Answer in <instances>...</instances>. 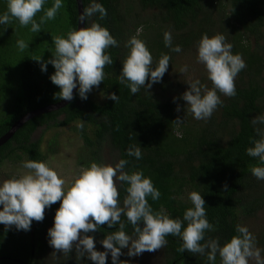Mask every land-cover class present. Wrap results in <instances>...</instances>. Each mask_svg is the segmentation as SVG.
<instances>
[{"label":"trees","instance_id":"1","mask_svg":"<svg viewBox=\"0 0 264 264\" xmlns=\"http://www.w3.org/2000/svg\"><path fill=\"white\" fill-rule=\"evenodd\" d=\"M125 1L95 0L107 10V16L101 20L97 13L84 21V27L100 23L118 42V47L106 50L113 64L105 66L104 81L93 89L105 96L115 93L119 102L105 98L96 103L89 93L82 100L77 87L74 99L66 106L28 120L0 146V165L22 160L44 161L47 153L54 152L53 141L47 143L44 153L40 150V137L32 139V135L41 127L46 130L69 125L82 143L78 157L82 166H90L92 162L103 164L102 154L107 149L114 158L113 166L126 159L129 161L126 171L141 170L152 180L161 193L158 200L147 198L154 211L162 207L171 218L183 220L186 209L193 207L189 193H200L205 200L206 218L216 228L207 231L205 237L218 239L223 245L238 234L237 224L264 211V180H258L250 171L252 166L264 165L246 152L254 146L251 140L258 139L251 120L264 114V0H134L140 11L156 13L153 17L158 19L156 30L146 42L157 62L162 54H176L165 47L166 30L172 34L173 46L180 45L182 50L197 46L202 34L210 37L223 34L233 46L232 53L244 59L246 68L235 78L236 96L218 93L222 105L210 119L197 122L186 120L183 101L174 102L173 98L143 88L133 95L126 83H120L121 62L129 51L125 44L133 36L128 33V25H139L121 9ZM92 2L81 0L82 9ZM53 4L54 0H45L43 8L46 10ZM62 4L55 19L46 21L37 33L30 31L31 25L21 27L16 20L0 24V136L25 113L59 101L55 94L60 89L50 80L54 67L48 64L47 70L42 71L40 63L32 58L52 59V37L67 38V32L76 29L75 1L62 0ZM6 10L7 0H0V15ZM43 14L37 13V22ZM21 39L29 44L23 52L17 47ZM211 87L208 80V88ZM178 117L183 122L179 125L174 123ZM80 123L83 129L77 127ZM132 144L141 147V159L126 154ZM117 187L122 204L127 185L118 182ZM58 208L59 203L46 208L43 221H33L29 231L0 228V264H93L87 257L77 260L75 249L65 255L55 253L49 245L48 229L54 224ZM121 219L126 223V217ZM118 227L108 228L105 224L89 233L95 239L97 251H104L100 241ZM140 227L143 228V222ZM125 231L132 235V226L126 223ZM255 238L264 258V224ZM166 240V246L159 249L163 264H211L206 256L178 252L182 243L179 237L167 236ZM126 250H121L124 255ZM47 254L54 256L49 262ZM106 264H112L110 253ZM215 264H220L219 256Z\"/></svg>","mask_w":264,"mask_h":264},{"label":"clouds","instance_id":"2","mask_svg":"<svg viewBox=\"0 0 264 264\" xmlns=\"http://www.w3.org/2000/svg\"><path fill=\"white\" fill-rule=\"evenodd\" d=\"M44 4L45 0H7V10L0 15V24L7 25L16 20L21 27L31 25V32H40L41 26L48 20H54L63 7L62 0H54V4L46 10ZM41 11L44 14L37 22L35 17ZM97 13L101 20L107 16L103 5L93 0L89 7L83 9L79 20H88ZM140 31L138 29L137 34L125 44L129 51L121 62L122 70L118 77L133 95L141 88L147 91L154 83L160 82L171 59L168 54H162L154 65L151 52L138 38ZM66 37H52V59L44 61L42 56L32 59L40 63L42 71L47 70L48 64L54 67L50 80L60 89L55 94L56 99L71 101L74 99L73 90L78 87L79 97L86 100L93 87L98 88L104 81L105 66L113 64L106 50L119 45L110 31L97 22L78 30L70 29ZM163 39L165 47L172 52L182 51L180 45L173 46L170 31L163 33ZM17 47L23 52L29 44L21 39L17 41ZM232 47L219 33L211 37L207 33L202 34L197 42V62L204 65L212 87L208 88L199 79L190 77L187 80L189 88L179 98L186 101L185 111L194 119L207 121L211 118L223 103L218 93L226 97L236 96L235 78L246 68V63L240 54L232 53ZM187 72V65L180 69L182 74ZM149 79L150 82L146 83ZM105 98L119 102L115 93ZM173 99L175 102L177 98ZM180 110L178 105L176 111ZM174 123L179 125L183 122L178 117ZM251 124L258 139L251 140L254 146L248 147L246 152L264 165V114L253 118ZM83 126V123L77 125L80 129ZM126 154L139 160L142 158L141 147L132 144ZM128 164L126 159H120L114 166L92 162L90 166L81 167L68 181L46 162L23 161L22 167L28 171L19 178L6 179L0 184V224L5 226L6 231L13 226L17 230L29 231L33 221H43L46 208L59 202L54 224L48 229V243L55 253L68 255L75 249L77 260L87 257L93 264H106L110 253L112 264H128L127 260L119 259L124 255L122 249H128L129 257H136L164 248L166 237L172 236L182 241L178 252L206 256L211 264H215L217 256L220 264H249V261L264 264L256 238L246 226L237 224L235 230L238 234L223 245L218 239H206L205 233L216 228L206 218L205 200L196 191L189 193L193 207L186 209L183 220L171 218L162 207L154 211L147 198L150 196L152 200H158L161 193L143 171H126ZM250 171L258 180H264V166H252ZM117 182L127 185L122 204ZM122 217H126V223L132 226V235L126 233ZM141 222L143 228L140 227ZM105 224L108 228L119 227L108 232L100 241L104 251H97L95 239L89 233L98 231Z\"/></svg>","mask_w":264,"mask_h":264},{"label":"rangeland","instance_id":"3","mask_svg":"<svg viewBox=\"0 0 264 264\" xmlns=\"http://www.w3.org/2000/svg\"><path fill=\"white\" fill-rule=\"evenodd\" d=\"M121 9L126 11L128 19L139 23L137 27H130V25H128V33L131 32L133 35H136L137 30L140 29L139 37H142L143 42H145L147 46L149 42L147 43L146 40H150V35L156 30L155 25H157L158 19L153 18L156 13L154 11H140L134 0H126L121 6ZM197 54V46H190L174 54V56L170 55L171 59L167 71L160 82L152 85L150 88L151 92L170 98L175 97L177 100L183 101L186 108V101L179 97L188 90L189 85L187 84V80L190 77L192 79H199L202 84L208 87L207 72L204 65L197 62ZM153 62L156 63L157 61L153 59ZM185 65L188 66V72L182 74L180 73V69ZM148 82H150V80ZM158 85H161V88ZM89 94L91 99L96 103L103 102L106 97L95 89H92ZM185 118L189 122L198 121L193 118L192 114L186 112ZM39 137L40 150L44 153H46L47 143L53 141L52 148L54 152L47 153V158L42 162L48 163V165L56 170L63 178L70 181L79 169L84 167L78 161V157L82 151L81 140L72 129H70L69 125L46 130L41 127L32 135V139H37ZM22 162L23 160L15 164L3 162L0 165V184L6 179L13 177L19 178V176L26 173L28 170L22 167ZM102 162L108 165L114 163V158L110 156L109 150L107 149H104L102 154ZM0 210H2V205H0ZM263 224L264 211H259L253 217L243 220L241 225L246 226L255 236L260 231ZM0 228H5V226L0 224ZM12 228L15 227L13 226ZM126 251H128V249ZM47 257L48 262L51 261V258H54L51 254H47ZM122 260H127L128 264H163V258L159 250L155 252H144L136 257H129L126 254L122 256ZM249 264H254V261H249Z\"/></svg>","mask_w":264,"mask_h":264},{"label":"water","instance_id":"4","mask_svg":"<svg viewBox=\"0 0 264 264\" xmlns=\"http://www.w3.org/2000/svg\"><path fill=\"white\" fill-rule=\"evenodd\" d=\"M75 5H76V14H77V19H76V29L78 30L79 28L84 27V21L79 20V16L83 13L82 9V3L81 0H74ZM76 89L73 90V96L75 94ZM70 101L66 100H59L56 103L46 105L37 109H34L32 111H29L25 113L23 116H21L18 120L12 123L10 128L2 135L0 136V146L3 145L7 140H9L12 135L15 133V131L25 122L28 120L37 117L41 114L49 113L52 111H57L60 108H63L66 106Z\"/></svg>","mask_w":264,"mask_h":264}]
</instances>
